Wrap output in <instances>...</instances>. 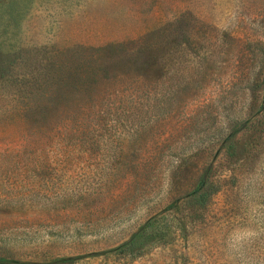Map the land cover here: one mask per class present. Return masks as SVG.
I'll return each mask as SVG.
<instances>
[{
  "label": "rangeland",
  "instance_id": "1",
  "mask_svg": "<svg viewBox=\"0 0 264 264\" xmlns=\"http://www.w3.org/2000/svg\"><path fill=\"white\" fill-rule=\"evenodd\" d=\"M0 264H264V0H0Z\"/></svg>",
  "mask_w": 264,
  "mask_h": 264
},
{
  "label": "trees",
  "instance_id": "2",
  "mask_svg": "<svg viewBox=\"0 0 264 264\" xmlns=\"http://www.w3.org/2000/svg\"><path fill=\"white\" fill-rule=\"evenodd\" d=\"M22 123H23V122H22ZM201 197H202V196H200V201L202 202V201H204V200H203V197H202V198H201ZM129 244H130V243H129Z\"/></svg>",
  "mask_w": 264,
  "mask_h": 264
}]
</instances>
